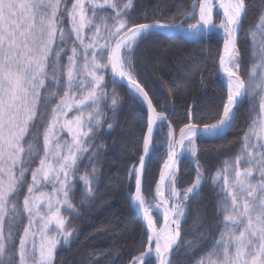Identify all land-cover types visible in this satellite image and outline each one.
<instances>
[{
    "label": "snow or ice",
    "instance_id": "snow-or-ice-1",
    "mask_svg": "<svg viewBox=\"0 0 264 264\" xmlns=\"http://www.w3.org/2000/svg\"><path fill=\"white\" fill-rule=\"evenodd\" d=\"M132 7L133 0H0V264H57L58 246L69 245L74 230L62 209L76 210L74 181L83 183L81 203L94 195L96 157L104 147L96 136L108 118L104 108L114 116L120 103L114 88L107 91L106 77L112 85L117 77L126 79L148 113L143 155L129 172L146 243L129 264H178L180 257H174L182 248L192 264H264V7L247 32L246 77L237 34L248 15L247 0H191L188 18L198 10V19L187 29L183 23L131 21ZM216 9L223 14L219 25L213 23ZM160 29L195 37L223 30L219 71L226 101L214 123L202 128L186 123L178 138L168 124L167 159L152 202L143 192L146 158L153 150L154 128L168 117L157 111L135 73L139 40ZM245 103L250 123L240 150L210 177L218 197L219 224L213 225L218 236L193 259L201 241L182 242L181 226L188 203L207 180L197 165L193 183L179 189L178 163L185 153L197 155V133L200 138L222 134L235 122L234 110ZM65 131L70 139L61 135ZM154 213L162 215L159 226ZM90 256L86 264L107 259L102 251Z\"/></svg>",
    "mask_w": 264,
    "mask_h": 264
},
{
    "label": "trees",
    "instance_id": "trees-1",
    "mask_svg": "<svg viewBox=\"0 0 264 264\" xmlns=\"http://www.w3.org/2000/svg\"><path fill=\"white\" fill-rule=\"evenodd\" d=\"M247 3L248 15L237 38L243 59L242 76H246L250 64L246 33L264 7L262 0H247ZM190 4L191 0H133L127 18L139 23L157 20L176 23L183 19V24H190L196 20V16L185 17ZM222 45L223 39L212 33L197 41H189L179 34L156 31L139 40L135 74L157 111L168 117V121L154 131L153 150L146 159L144 195L152 196V188L165 161L168 124L176 134L186 123L195 122L203 126L219 118L222 102L226 100V90L217 74ZM110 80L106 77L107 91L111 93L114 88L120 103L114 116L108 107L104 108L108 118L96 136V142L104 144L96 157L99 161L98 179L94 183L96 191L81 203L83 183L74 181L76 187L72 202L76 210L62 209L67 227L73 229L74 234L69 245L58 246L57 264H86L92 258L90 253L101 251L107 256L104 264H129L146 243V239L142 242L144 229L141 219L131 206L135 187L129 172L143 153L148 113L145 105L137 102L123 83L116 79V84L112 85ZM235 113V122L223 136L214 139L197 136L196 164L186 156H182L178 163L179 189L194 181L197 165L207 180L200 195L188 203L186 219L181 226L182 242L201 241L194 250L193 259L203 256L210 242L218 236V229L213 226L219 224L215 219L218 197L214 194L210 177L223 167L225 160L231 161L238 154L243 134L250 123L247 103L235 109ZM72 115L69 113L68 118ZM61 135L70 139L66 131ZM83 168L81 164L80 175L84 174ZM28 180L31 181L30 176ZM154 219L159 226L162 222L160 215L154 213ZM185 255L182 248L174 259L180 257L178 264H192L191 259L184 258Z\"/></svg>",
    "mask_w": 264,
    "mask_h": 264
},
{
    "label": "rangeland",
    "instance_id": "rangeland-1",
    "mask_svg": "<svg viewBox=\"0 0 264 264\" xmlns=\"http://www.w3.org/2000/svg\"><path fill=\"white\" fill-rule=\"evenodd\" d=\"M198 19V12H197V14H196V20ZM196 20L194 21V22H192V23H195L196 22ZM221 20H222V15H221V13H219L218 11H216V12H214V16H213V23L214 24H216V25H219V23L221 22ZM256 22H258V19H257V21ZM255 22V23H256ZM166 23V22H165ZM192 23H190V24H192ZM189 24H185V27H187ZM248 32V31H247ZM209 34H211V33H207L206 35H205V37L207 36V35H209ZM212 34H215L218 38H221V39H224V34H223V30L222 29H220V30H217V31H214V32H212ZM246 37H247V41H248V44L250 45V43H251V37L249 36V35H247V33H246ZM185 38H187V37H185ZM237 38H238V35H237ZM188 39V38H187ZM257 39H259V36L257 37ZM189 40V39H188ZM190 41V40H189ZM249 45H248V48H249ZM222 48H223V45H222ZM221 51H222V49H221ZM221 55V54H220ZM219 62V61H218ZM218 66V65H217ZM249 67H250V64H249ZM249 69V68H248ZM248 72V71H247ZM218 74V73H217ZM219 75V74H218ZM246 76H247V73H246ZM245 76V77H246ZM219 77H220V75H219ZM221 78V77H220ZM221 80H222V83H223V87L225 88V86H224V82H223V79L221 78ZM126 86V85H125ZM126 88L129 90V91H131V89L129 88V87H127L126 86ZM225 90H226V88H225ZM132 92V91H131ZM226 101V100H225ZM145 105V104H144ZM235 111V110H234ZM159 123V122H158ZM190 123V122H189ZM183 127V126H182ZM155 129L156 128H154V131H155ZM179 131V130H178ZM177 131V132H178ZM166 143H167V139H166ZM165 148L167 149V145H165ZM166 153H167V150H166ZM182 156H186L187 158H189L192 162H194L195 163V157H193L192 155H191V153H185L184 155H182ZM181 156V157H182ZM167 159V155H166V158H165V160ZM138 164V163H137ZM137 164L135 165V166H137ZM196 164V163H195ZM162 167H163V165H162ZM161 167V168H162ZM133 168V167H132ZM131 168V169H132ZM158 180V179H157ZM31 182V181H30ZM193 183V182H192ZM191 183V184H192ZM156 184V183H155ZM190 184V185H191ZM189 185V186H190ZM155 186V185H154ZM154 186H153V188H154ZM153 188H152V196L151 197H149V196H147V195H145V197H146V200H148V201H152V202H154V196H153ZM187 188V187H186ZM185 189V188H184ZM46 190H48V191H51V187L49 186ZM133 203V202H132ZM134 205V204H133ZM158 215H160L159 213H157ZM161 216V215H160ZM161 219H162V217H161ZM161 224H162V222H161Z\"/></svg>",
    "mask_w": 264,
    "mask_h": 264
},
{
    "label": "water",
    "instance_id": "water-1",
    "mask_svg": "<svg viewBox=\"0 0 264 264\" xmlns=\"http://www.w3.org/2000/svg\"><path fill=\"white\" fill-rule=\"evenodd\" d=\"M170 24H181V22H179V23H170ZM157 31H161V32H167V33H171V34H181V35H183V36H185V37H187L189 40H191V41H196V40H199L200 38H203L205 35H203L202 37H189L187 34H185V33H183V32H180V31H177V30H167V29H160V30H157ZM238 35V34H237ZM223 53V48H222V51H221V54ZM217 73L220 75V77L223 79V82H224V86H225V77H224V74H223V72L222 71H219V62H218V66H217ZM116 79H118L119 81H121L122 83H124L126 86H127V83H126V81L125 80H121L120 78H116ZM128 87V86H127ZM225 88H226V86H225ZM146 105V104H145ZM147 107V106H146ZM184 127V126H183ZM201 128L203 127V126H200ZM182 128V127H181ZM229 129V127L228 128H225L224 129V131H223V133L222 134H220V135H216V136H212V137H207V138H205V139H214V138H217V137H220V136H223L226 132H227V130ZM197 135L198 136H200L199 135V133H197ZM176 137L178 138L179 137V131L177 132V134H176ZM178 150H180V149H178ZM180 151H182V150H180ZM138 166H139V164H138ZM158 179H159V177H158ZM157 182H158V180H157ZM156 182V183H157ZM154 189H155V186H154V188H153V196H154ZM135 193V192H134ZM139 217H140V219L142 218L141 217V215L139 214ZM163 219V218H162ZM142 221V220H141ZM163 222V221H162Z\"/></svg>",
    "mask_w": 264,
    "mask_h": 264
},
{
    "label": "bare ground",
    "instance_id": "bare-ground-1",
    "mask_svg": "<svg viewBox=\"0 0 264 264\" xmlns=\"http://www.w3.org/2000/svg\"><path fill=\"white\" fill-rule=\"evenodd\" d=\"M216 11H218L219 13H221V15H222V19H223L222 10H219V9L214 10V12H216ZM214 12H213V16H214ZM184 28L187 29V27H185V26H184ZM177 31L184 32V33H186L189 37H195V36L190 35L187 31H184V30H177ZM125 81H126V79H125ZM126 83H127V81H126ZM225 86H226V83H225ZM133 204H134V203H133ZM134 206H135V204H134ZM135 208H136V206H135ZM138 211H139V213H140V215H141V217H142V215H143L142 210H138ZM161 216H162V215H161Z\"/></svg>",
    "mask_w": 264,
    "mask_h": 264
}]
</instances>
